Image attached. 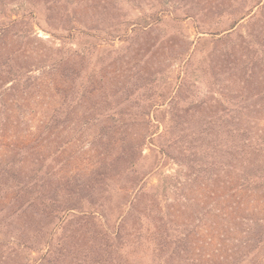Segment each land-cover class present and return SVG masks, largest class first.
<instances>
[{"label": "rangeland", "instance_id": "374dc122", "mask_svg": "<svg viewBox=\"0 0 264 264\" xmlns=\"http://www.w3.org/2000/svg\"><path fill=\"white\" fill-rule=\"evenodd\" d=\"M263 2L0 0V28L26 16L0 36V172H49L55 200L106 213V191L121 199L138 184L129 227H203L226 251L213 264H264ZM234 130L245 132L241 159ZM33 216L12 219L24 240L37 239ZM83 233L64 241V264L92 250ZM4 241L0 264L39 256L9 257Z\"/></svg>", "mask_w": 264, "mask_h": 264}, {"label": "trees", "instance_id": "16d2710c", "mask_svg": "<svg viewBox=\"0 0 264 264\" xmlns=\"http://www.w3.org/2000/svg\"><path fill=\"white\" fill-rule=\"evenodd\" d=\"M29 4L26 1L24 5L28 6ZM261 6L262 15L264 2L263 5L259 3L254 8L259 10ZM30 7L32 10L27 11L28 16L34 15L32 11L36 10L33 4ZM48 10L46 9V11ZM252 12L253 10L243 15L236 23L238 24L249 17ZM13 13H16L13 15L15 19H9L7 27L2 25L0 36L5 33V30L26 19V16L19 17L17 12L13 11ZM234 25L230 30L234 29ZM55 64L56 62H53V65ZM55 67L52 66V68ZM9 70L8 73H12L11 69ZM181 71V74H185L184 69ZM1 73L4 74L5 72ZM17 73L16 71L14 74ZM21 83V79L16 76L13 84L18 87L19 85L20 87L21 85L26 86V84ZM231 108L232 113H236L240 107L234 103ZM147 117L148 114L140 117L144 126L149 125L146 122ZM51 118L49 117L47 120L48 123ZM134 124L136 126L141 123L134 122ZM7 125L5 124L4 127ZM156 125L159 126V124ZM243 133L237 130L230 133L234 158L241 159L243 157L241 148L244 145L245 132ZM153 135H155V131L149 132L148 137ZM1 172L4 173L5 178L3 181L0 180V212H8L14 209L12 214L9 212L5 222L0 216V235L5 239L1 246L7 250L9 257H13L22 251V253L31 251L30 255L32 252L39 254L38 258H34L31 264H64V241L77 238L79 230L84 231L80 237L87 238V244L92 250L84 255H74L68 264H213V256H219V254L222 256L226 253L221 241L217 243L216 233H207L203 227H197L195 230L180 227L156 228L148 226L149 219L146 220L145 228L129 227L126 223L129 218L134 214L142 213L134 206L137 202V195L141 194L139 193L140 189H137L138 184H134L131 188V195L121 199L117 194L108 196V191H106L108 198L105 202L114 204L112 212L106 213L101 210L100 204L99 206L89 204L93 208L89 209L82 202L62 204L55 200L57 194L50 188L52 180L49 172L41 174L40 177L38 175L33 179L29 178L27 181L21 180L13 169ZM253 177L257 182L256 174H253ZM75 187L80 188L79 185H75ZM234 189L241 190L243 187L239 184L237 187H233V191ZM110 190L112 191V189ZM6 200V206H2ZM87 202H90V199ZM23 208L32 209L37 215H42L37 221L33 216V223L36 224L33 229L37 234V239L24 240L21 232L19 235L15 234L16 230L13 227L12 219L16 211ZM160 215L163 220L165 215ZM193 236L197 238L195 243L191 241ZM261 242L259 241L258 244Z\"/></svg>", "mask_w": 264, "mask_h": 264}]
</instances>
